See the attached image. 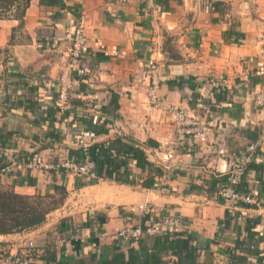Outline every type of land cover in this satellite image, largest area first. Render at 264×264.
I'll return each instance as SVG.
<instances>
[{"label": "crops", "instance_id": "obj_1", "mask_svg": "<svg viewBox=\"0 0 264 264\" xmlns=\"http://www.w3.org/2000/svg\"><path fill=\"white\" fill-rule=\"evenodd\" d=\"M213 2L215 9L210 0H31L23 25L0 19V155L80 160L85 144L122 138L138 144L161 171L130 160L126 183L10 172L0 183L16 193L54 194L58 184L67 196L39 226L0 234V246L15 253L32 241L37 264H230L228 249L241 264H264V109L253 104L264 87V0ZM81 16L86 79L70 96L66 112L72 115L63 120L53 112L55 91ZM150 62L165 78L154 108L146 92ZM90 101L101 109L87 110ZM179 107L211 130L206 142L190 140L168 158L175 139L171 109ZM259 141L256 167L239 186L255 203L234 205L208 190L212 178L229 172L232 153L242 156ZM149 177L152 187L144 186ZM141 205L180 216V234L145 236L136 245L118 240L127 217H141L132 212Z\"/></svg>", "mask_w": 264, "mask_h": 264}, {"label": "built area", "instance_id": "obj_2", "mask_svg": "<svg viewBox=\"0 0 264 264\" xmlns=\"http://www.w3.org/2000/svg\"><path fill=\"white\" fill-rule=\"evenodd\" d=\"M214 1V0H212ZM87 44V36L84 28L83 16H81L73 25V35L71 39V47L69 50L70 61L63 69L59 77V91L57 96V107L59 113H64L69 109L70 96L79 89L83 83V73L80 72L83 64V56ZM151 76L146 88L147 96L152 108L160 106L158 90L165 78L159 72V69L150 62ZM249 75H245L244 82H248ZM222 87L223 83H218ZM253 104L256 108L264 109V87L258 89L253 96ZM87 110L98 111L101 105L97 102L90 101L86 104ZM173 126L175 139L170 145L168 158H172L176 149L185 146L190 140H199L206 142L210 127L199 117H197L188 108H172ZM261 142L252 143L247 152L239 156L232 153L229 158V172L224 176V181L215 184L216 195L218 198L229 201L231 204L239 203H255V199L250 193L243 192L239 186L242 176L246 173L248 166L255 160L260 149ZM90 145L83 146V156L80 160H73L69 157H61L56 161H44L38 155L32 157L24 156L20 159L8 157L1 154L2 165L0 166V178L6 176L10 172H20L23 170H38L46 174L55 173L60 177H67L74 174L78 178H97V163L89 151ZM140 211V218L127 217L128 223L117 231L115 237L121 242L130 245H136L144 236H156L167 231L178 232L184 226L183 219L175 214L158 215L157 212L149 205H141L133 208L132 212ZM242 217L237 218L238 221ZM220 236L227 233L225 224L219 225ZM105 233L101 232L99 237L104 238ZM36 246L34 242L28 243L26 250L15 253L0 246V264H31L33 262L34 251Z\"/></svg>", "mask_w": 264, "mask_h": 264}, {"label": "trees", "instance_id": "obj_3", "mask_svg": "<svg viewBox=\"0 0 264 264\" xmlns=\"http://www.w3.org/2000/svg\"><path fill=\"white\" fill-rule=\"evenodd\" d=\"M211 1V7L214 9L219 6V4ZM213 2V3H212ZM47 3L58 4L60 0H47ZM31 4V0H0V19H6L9 17H14L20 21V24H24V18L26 10ZM80 72L83 75V82H85V70L81 68ZM59 91V90H58ZM55 94L58 96V92L55 91ZM54 114H60L57 107V99L55 103ZM66 112V111H65ZM63 116L60 118L65 120L68 119L72 113H61ZM83 118V117H82ZM57 121L53 118V121ZM74 122V118H73ZM105 131V129H104ZM107 131V130H106ZM4 146L9 144L2 141ZM89 151L97 163V178H92V181H97L101 177L113 179L120 183L129 182L130 170L128 164L130 160L136 161L137 165L142 169H146L149 172L154 174H160L157 168L148 161L146 153L141 147L136 144L134 141L124 142L122 138H117L109 144H99L90 146ZM83 151L79 158H82ZM30 157V156H29ZM2 159H0V166L2 165ZM254 161L248 166L246 173L242 176L247 175V173L254 167ZM254 166V167H253ZM153 174V177H154ZM55 175V173H52ZM149 177L148 182L144 183L146 187L154 186V178ZM219 181H224L223 178H212L210 180L208 190H215V184ZM54 194H45V195H22L16 193L14 190L5 187L0 183V234H12L30 230L46 221L47 215L58 208L64 198L67 196V191L64 186L54 184L53 185ZM213 189V190H212ZM216 193V190H215ZM230 212H228L227 217L220 224H225L228 228L230 221ZM170 234H180L175 231H167L163 235ZM147 236V235H146ZM145 237V236H144ZM143 237V238H144ZM141 241V240H140ZM139 241V242H140ZM242 244V240H236V248H239ZM228 258L230 264H241L242 258L235 253L234 249H228ZM35 253L33 259H35ZM31 264H37L34 262ZM121 264V262L119 263Z\"/></svg>", "mask_w": 264, "mask_h": 264}]
</instances>
